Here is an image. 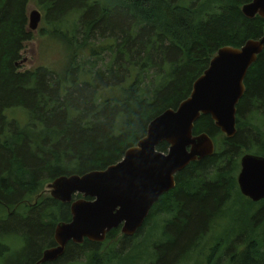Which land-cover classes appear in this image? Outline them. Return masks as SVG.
I'll use <instances>...</instances> for the list:
<instances>
[{
    "label": "trees",
    "instance_id": "16d2710c",
    "mask_svg": "<svg viewBox=\"0 0 264 264\" xmlns=\"http://www.w3.org/2000/svg\"><path fill=\"white\" fill-rule=\"evenodd\" d=\"M251 1L37 0L50 27L41 34L70 49L67 69L58 74L42 66L19 70L33 37L29 0H0V264H35L55 245L56 224L70 221V204L38 196L44 183L119 162L155 117L190 96L220 48L263 35L264 19L241 11ZM244 84L235 136L226 138L209 115L200 116L193 134L210 135L214 154L177 173L175 187L152 206L135 235H122L125 247L152 220L167 216L150 264H185L210 241L209 251L218 249L215 261L224 251L227 264H264V199L243 196L236 181L242 155L264 156V50ZM12 109L22 110L27 122L10 119ZM168 147L162 142L157 150ZM229 204L235 212L226 218ZM219 220H225L223 229H217ZM118 233L113 229L106 241ZM7 238L23 249L8 254ZM102 244L68 242L61 257L43 264L81 257L84 264H126L134 248L126 246L121 256Z\"/></svg>",
    "mask_w": 264,
    "mask_h": 264
},
{
    "label": "water",
    "instance_id": "95a60500",
    "mask_svg": "<svg viewBox=\"0 0 264 264\" xmlns=\"http://www.w3.org/2000/svg\"><path fill=\"white\" fill-rule=\"evenodd\" d=\"M241 11L247 18L264 19V0H252ZM41 17L38 10L29 13V30L37 29ZM263 50L264 31L260 38L249 39L241 47L220 48L194 82L190 96L177 109H167L155 117L146 135L128 148L119 162L104 170L59 176L49 183L50 196L70 204L71 219L56 224V246L44 250L35 264L56 261L68 242L102 243L117 228L124 236L135 235L152 206L175 187V175L190 163L214 154L210 135L193 134L200 116L209 115L226 138L235 136L237 104L245 93L244 80ZM162 142L169 146L166 153L157 150ZM237 184L241 194L251 201L264 199V156L242 155ZM76 194L88 199L74 200Z\"/></svg>",
    "mask_w": 264,
    "mask_h": 264
},
{
    "label": "rangeland",
    "instance_id": "374dc122",
    "mask_svg": "<svg viewBox=\"0 0 264 264\" xmlns=\"http://www.w3.org/2000/svg\"><path fill=\"white\" fill-rule=\"evenodd\" d=\"M32 10H38L41 13L42 17L37 29L34 31L30 30L32 32L33 37L32 40H30L25 44L24 49L21 52V59L22 60L24 59L25 61L22 65L19 66L20 67L19 70L20 71L32 70L36 67L42 66L58 74H63L67 69L70 49L67 47L65 43L55 38H50L49 36H44L41 34L43 30L48 31L50 27L44 22V11L39 7L37 0H29L27 5V14L29 15V13ZM6 114L8 117H10V119H12L11 117H13L14 119H17L20 122H25L27 120V116L20 109L8 110ZM239 170H240V161H239V169L237 170L236 178L239 173ZM51 182L52 181L44 183L43 188L42 190L39 191L38 196L51 197L50 190L47 187L48 184ZM32 198L34 197L32 196L31 199ZM79 198L88 199L87 197H83V195L81 194L74 195V200ZM233 206L234 205L231 204L227 206L226 218H228L229 216H231L232 213L235 212V208H233ZM166 218H167L166 215H161L156 219L152 220L148 226H145V229L143 230V232L141 233L138 239L136 238L128 241V244L126 246L129 247L131 245L132 246L134 245V248L129 252L130 253L129 261L126 264H150L152 262V260L154 259L153 258L154 244L157 243V240H160V233L162 231L161 226L164 220H166ZM228 220L231 221L232 218L230 217ZM216 225H218L217 229H223V227L225 226V220H219ZM216 225H214V227ZM227 235L228 234H226V236ZM3 242L11 246V250L9 251L8 254L18 253L23 249V244L21 243L17 244L16 241L10 240V238L3 240ZM122 242H123L122 233L120 232L119 229V233L117 234V236L112 240H108V241H106L105 239L102 242L104 244H102L103 246H101L100 249L102 248L103 251H105L106 247H112L113 250L118 251L121 254V256L128 254L127 253L128 247L126 246L124 247ZM209 243L202 244L200 246V249L197 252L193 253L190 256L189 261L185 264H227L229 253L228 252L224 253V251H222V253L219 255L218 261H215L214 260L215 252L217 257L218 249H216L215 252H214V248L211 251H209L210 248ZM233 253H236V250L233 251ZM110 256L112 257L111 253ZM85 261H86L85 258L81 257L77 262L74 263L72 262L71 264H84ZM119 261L120 260L118 259V262ZM118 262H115L114 264H118ZM59 264H64V263H59Z\"/></svg>",
    "mask_w": 264,
    "mask_h": 264
},
{
    "label": "flooded vegetation",
    "instance_id": "af4514ba",
    "mask_svg": "<svg viewBox=\"0 0 264 264\" xmlns=\"http://www.w3.org/2000/svg\"><path fill=\"white\" fill-rule=\"evenodd\" d=\"M236 181H237V178H236ZM54 242H55V241H54ZM54 246H56V243H55ZM54 246H52V247H54ZM50 248H51V247H50ZM210 248H211V247H210ZM210 248H209V249H210ZM47 249H48V248H47ZM44 250H45V249H44ZM44 250H42V252H41V257H42V254H43ZM214 252H215V249H214ZM41 257H40V258H41ZM215 258H216V252H215ZM215 258H214V260H215Z\"/></svg>",
    "mask_w": 264,
    "mask_h": 264
},
{
    "label": "bare ground",
    "instance_id": "6f19581e",
    "mask_svg": "<svg viewBox=\"0 0 264 264\" xmlns=\"http://www.w3.org/2000/svg\"><path fill=\"white\" fill-rule=\"evenodd\" d=\"M231 244V243H230Z\"/></svg>",
    "mask_w": 264,
    "mask_h": 264
}]
</instances>
